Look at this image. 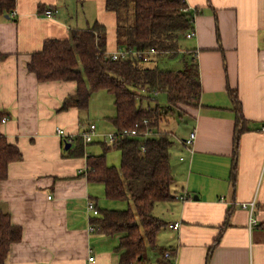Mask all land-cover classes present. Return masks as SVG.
Listing matches in <instances>:
<instances>
[{"label": "crops", "instance_id": "0c3cea01", "mask_svg": "<svg viewBox=\"0 0 264 264\" xmlns=\"http://www.w3.org/2000/svg\"><path fill=\"white\" fill-rule=\"evenodd\" d=\"M185 3L194 17L190 51L203 92L199 108L185 109L196 139L193 152L183 144L188 136L180 139L181 156L171 163L175 199L164 202L163 246L173 250L177 264H264V0ZM48 9L57 12L54 18L44 16ZM14 14L0 16V52L8 55L0 64V106L9 114L1 132L23 157L0 184V213L9 214L23 236L11 246L7 264H119L120 235L90 231L87 202L100 208V199L98 185L83 173L93 155L89 145L82 158L68 157L56 134L59 128L78 134L89 125L77 108L60 111L76 83L39 82L27 70L45 41L67 39L71 30L96 21L107 27L108 52L115 51L117 17L106 11L105 0H16ZM229 91L238 96L245 125L236 150ZM184 194L186 200L176 198ZM253 200L258 225L249 229L250 213L240 205ZM175 223L179 229L168 228ZM152 255L155 264L159 256Z\"/></svg>", "mask_w": 264, "mask_h": 264}, {"label": "trees", "instance_id": "16d2710c", "mask_svg": "<svg viewBox=\"0 0 264 264\" xmlns=\"http://www.w3.org/2000/svg\"><path fill=\"white\" fill-rule=\"evenodd\" d=\"M15 3L16 0H0V16H11ZM105 9L117 17V47L138 52L156 49L157 55L149 63L156 62L162 54L177 55L182 51L181 36L194 30V17L187 12L185 0H105ZM107 36V27L96 21L85 30H71L67 39H49L40 52L32 55L27 70L39 82L76 83L75 92L64 99L60 111L77 108L85 112L91 96L106 91L114 97L116 114L106 120L115 131L131 130L144 120L149 122L148 127L155 135L146 141L141 137H125L113 145L102 141L89 144L101 146L103 153L87 157L84 174L88 181L103 185L107 199L131 200L134 205V209L126 210L96 207L98 215L92 216L91 225L100 234L120 235L119 264H151L148 251L160 253L155 264H172L164 256L167 251L175 255L173 250L157 246V235L166 224L153 215L157 204L175 199L170 156L173 141L160 125L174 109L185 114V109L199 108L203 89L198 61L192 53L187 61L185 54L183 69L176 71L146 66L136 57L112 60L105 57ZM7 56L0 52V64ZM78 68L82 71L76 73ZM142 91L146 94L139 93ZM160 93L166 95L169 110L161 109L157 103L154 108L150 106ZM229 96L236 114V150L245 125L236 92L229 91ZM145 100L149 101L147 107L143 106ZM8 117L7 111L0 106V184L9 176L11 165L23 157L19 146L1 132L3 120ZM141 126L144 130L145 126ZM239 128L242 129L238 131ZM85 147L82 139L76 138L67 151L68 157L82 158ZM111 148L121 154L120 169L107 163L106 155ZM236 158L235 151L232 176L235 175ZM227 227L228 220L210 247L209 256ZM22 236V228L12 224L10 215L0 213V264H7L11 246L20 242Z\"/></svg>", "mask_w": 264, "mask_h": 264}, {"label": "rangeland", "instance_id": "374dc122", "mask_svg": "<svg viewBox=\"0 0 264 264\" xmlns=\"http://www.w3.org/2000/svg\"><path fill=\"white\" fill-rule=\"evenodd\" d=\"M132 9V7H131ZM60 14H63L60 10ZM191 39H187L185 36H181L180 39V51L177 55L171 56L170 54H162L158 57L156 62L146 63V66L154 67L158 66L161 70H182L184 67V55L186 54V60L189 61L191 58L192 51H190ZM141 94H146L145 92H139ZM149 101H144V107H147ZM158 104L161 109L169 110L167 104V97L164 93H160L156 95V102L152 100L150 102V106L152 108L155 107V104ZM115 113L114 106V97L107 93L106 91H99L94 93L91 96L89 108L87 111L82 113V120L84 124H95L97 126V130H102L103 133L111 132L113 129L112 125L106 120L105 117L110 116L111 113ZM113 113V114H114ZM193 127V119H191L188 115L182 114L180 111L174 109L169 112L165 119L162 121L160 128L164 132H168L171 141H173V145L170 150L171 163L177 162L180 158L179 154V140L185 138L189 135L190 130ZM88 152H91L94 156L100 155L103 153V149L101 146L97 144L89 145L86 149ZM107 163L110 166L116 167L120 169L121 166V154L118 150L113 148L109 149L106 155ZM98 185L99 191L94 192L100 199V208L102 209H111V210H126V209H134L133 202L131 200L125 202L113 201L106 198L104 186L96 183ZM98 193V194H97ZM164 203L157 204L154 208L153 215L159 218L162 221H165L166 213L168 212L167 206H164ZM166 229L163 228L162 233L158 235L157 246L158 249H166L163 244H165V238L168 234ZM153 251H148V257L153 256ZM158 256H161L160 253L157 252ZM150 259V258H149Z\"/></svg>", "mask_w": 264, "mask_h": 264}, {"label": "built area", "instance_id": "2783aa9c", "mask_svg": "<svg viewBox=\"0 0 264 264\" xmlns=\"http://www.w3.org/2000/svg\"><path fill=\"white\" fill-rule=\"evenodd\" d=\"M43 14L46 18H54L57 12L48 9ZM13 15L15 16L14 13ZM195 35H196L195 30H191L190 32L186 34L185 37L187 39H192L195 37ZM156 55H157V51L156 49H153V48L147 51H143V52L134 51L132 49L127 50L123 48H118L112 52L107 51L105 54V57L110 58L112 60H125V59L136 57V58L141 59L144 63H149L150 60ZM6 121L7 119H4L3 123H5ZM148 124L149 122L147 120H144L142 122L141 125L145 126L143 128L144 130H141L142 126L137 123L134 126V128L131 130H125V131H115L114 130L113 132L100 135L98 134L97 126L92 123V124H89L85 130H83L81 133H78V134L67 133L64 129H61V128L57 129L56 134L58 135V137L61 138V140L63 141V143H65V145L68 143L72 144L76 138H81L85 145H89L91 142H94V141H102L108 145H113L116 141H118L119 139H123L125 137H132V138L141 137L142 140L146 141L148 138L155 135L154 131L148 127ZM195 139H196V130H192L189 133L188 137L183 140V144L185 145L187 149H190L191 152H193L192 148H193ZM142 149L144 150V147H142ZM86 172H87V164H86V169L85 171H83V173H86ZM176 198L179 200H186L187 196L186 194H184L181 196H176ZM240 206L242 209L249 211L250 218H249L248 226H249V229H253L254 227L258 225V220L254 216L255 208H256V201L253 200L248 203H242ZM87 209L92 214V216L98 215V210L96 209V205L93 201L87 202ZM168 228L177 230L180 228V224L179 223L170 224L168 225ZM95 229H96L95 226L90 227V231L92 232L95 231ZM164 257L165 259L169 260L172 264H177L176 255H173L170 251H167ZM89 260L93 262L94 258L92 257Z\"/></svg>", "mask_w": 264, "mask_h": 264}, {"label": "water", "instance_id": "95a60500", "mask_svg": "<svg viewBox=\"0 0 264 264\" xmlns=\"http://www.w3.org/2000/svg\"><path fill=\"white\" fill-rule=\"evenodd\" d=\"M7 17H8V16H7ZM81 71H82L81 68H78V69L75 70L76 73H79V72H81ZM70 147H71V144L68 143V144H66L65 149L68 150Z\"/></svg>", "mask_w": 264, "mask_h": 264}, {"label": "bare ground", "instance_id": "6f19581e", "mask_svg": "<svg viewBox=\"0 0 264 264\" xmlns=\"http://www.w3.org/2000/svg\"><path fill=\"white\" fill-rule=\"evenodd\" d=\"M140 122V121H139ZM152 125V124H151Z\"/></svg>", "mask_w": 264, "mask_h": 264}]
</instances>
